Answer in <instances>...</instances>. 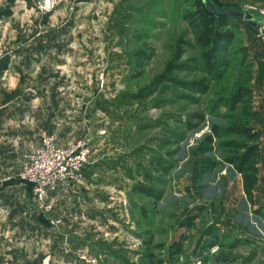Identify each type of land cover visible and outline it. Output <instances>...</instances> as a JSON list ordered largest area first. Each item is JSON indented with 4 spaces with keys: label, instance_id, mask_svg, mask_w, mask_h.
Segmentation results:
<instances>
[{
    "label": "rangeland",
    "instance_id": "1",
    "mask_svg": "<svg viewBox=\"0 0 264 264\" xmlns=\"http://www.w3.org/2000/svg\"><path fill=\"white\" fill-rule=\"evenodd\" d=\"M190 1L0 0L2 59L48 65L47 92L67 108L59 145L84 141L91 149L83 180L52 198L53 210L32 200L27 218L19 202L10 217L0 202V264H249L264 255V204L254 210L240 189L241 164H233L249 151L242 164L249 178L262 161L264 55L245 46L258 39L240 21L224 74L209 79L183 20ZM209 1L217 11L264 6ZM177 49V64L190 70L167 74ZM150 51L142 61L139 54ZM166 79H204L208 90L186 92ZM139 189L162 196L156 201ZM10 224L19 232L7 231ZM12 244L19 256L10 255Z\"/></svg>",
    "mask_w": 264,
    "mask_h": 264
},
{
    "label": "crops",
    "instance_id": "2",
    "mask_svg": "<svg viewBox=\"0 0 264 264\" xmlns=\"http://www.w3.org/2000/svg\"><path fill=\"white\" fill-rule=\"evenodd\" d=\"M252 29L256 31V29ZM239 31L242 32L243 28ZM246 35V32L242 33L243 38ZM247 41L245 39L244 42ZM245 46H249L250 52H253L255 47L259 46L262 55H264V49H262L259 42L253 43L250 40ZM253 55H249V58H251L250 63L256 66L259 61L257 58H252ZM260 61L264 62V58ZM32 63L23 65L21 62L14 61V59H8L7 69L0 71V179L16 175L23 163L24 154L38 144L39 133L47 131L56 135L57 129H60L62 124V119L66 117V102H63L60 96L52 99V96L47 92L52 86L51 75H48L50 70H47L48 65L45 64L43 69L40 70L39 66ZM57 139L61 144L62 140ZM262 151H264V147H262ZM257 170V183L251 199L254 210L259 204H264V152H262V161L258 164ZM90 176L94 177V174ZM242 188V185H240L241 190ZM30 201H32V198L29 189L19 186L14 180L0 187V202L10 217H13L15 213L19 214L20 206L17 205L21 202L27 204V218H29ZM22 210L24 211V207ZM261 216L264 218V211L261 212ZM8 226L7 231L11 234L14 231L19 232L18 224ZM25 227L26 230L24 231L27 232L33 228L30 224ZM3 228L4 225H0V229ZM226 228L231 229L230 225H226ZM240 235L242 236V234H239L235 238H240ZM258 244L257 246H259ZM16 246L14 247L13 244L9 246L10 255H13L15 251L19 256V244ZM254 257L247 263H257L259 258L264 257V255L257 252Z\"/></svg>",
    "mask_w": 264,
    "mask_h": 264
},
{
    "label": "built area",
    "instance_id": "3",
    "mask_svg": "<svg viewBox=\"0 0 264 264\" xmlns=\"http://www.w3.org/2000/svg\"><path fill=\"white\" fill-rule=\"evenodd\" d=\"M249 11L259 19L256 35L264 49V6ZM90 153L91 149L84 141L60 146L55 134L41 131L38 144L24 154L20 170L12 177L0 179V187L11 180L16 181L19 186L29 189L34 205L49 212L54 207L52 198L83 180V170L90 162Z\"/></svg>",
    "mask_w": 264,
    "mask_h": 264
},
{
    "label": "trees",
    "instance_id": "4",
    "mask_svg": "<svg viewBox=\"0 0 264 264\" xmlns=\"http://www.w3.org/2000/svg\"><path fill=\"white\" fill-rule=\"evenodd\" d=\"M209 1V0H208ZM191 8L189 11L184 13L183 20L187 24L189 28H191L194 32V44L197 48H199L202 52L200 53V59L202 61V68L201 70L204 72L206 76L209 77L211 80H216L218 78L222 77V74H224L226 68H227V62L224 61L225 55L228 53L227 50L230 47V44L235 39V27L238 26V23L243 20H235L230 19L228 17L220 16L215 17L211 13H209L204 5L201 3L200 0H191ZM213 9L218 12H225L230 10H220L217 11L212 2L209 1ZM244 22V21H243ZM246 23V22H245ZM247 24V23H246ZM248 25V24H247ZM185 44V43H182ZM187 45V44H185ZM152 52L150 51L149 55H145L144 53H140L139 57L142 61H147L151 59ZM182 50L177 49V52L174 56L175 63H172L167 68V74H172L174 72H185L190 70V67L187 63H178L180 62L182 57ZM8 64V59H2L0 61V71L6 70ZM140 68L141 63L138 65ZM167 81H170V79H166ZM175 85L180 86L183 90L186 92H191L194 94L203 95L207 93L208 86L206 85V81L204 79L191 82V83H183V82H177V81H170ZM245 96H248L245 95ZM244 96V97H245ZM232 101H235L233 99ZM243 102V101H242ZM201 120L203 117H199ZM213 135L216 136L217 134V128L212 127ZM208 144H212V137H209L207 139ZM210 151V149H208ZM246 153V155L242 158H240L238 161L233 162V164H241L239 167L237 166V170L240 172V174L243 176V192L248 199L251 200L252 193L255 188V184L257 182L256 173L257 171H252L253 175L252 177H246L244 174L246 172V169L242 167V164L244 166H247V162L249 159H247V156L249 155ZM213 164H210L212 166ZM206 168H209L207 166ZM139 192L146 194L149 198H152L156 201H158L162 193L161 192H153L151 190L146 189H139ZM179 249V246L175 247V253H177V250ZM154 264V263H152ZM156 264H162L161 262H157ZM201 264H207L206 261H203Z\"/></svg>",
    "mask_w": 264,
    "mask_h": 264
},
{
    "label": "water",
    "instance_id": "5",
    "mask_svg": "<svg viewBox=\"0 0 264 264\" xmlns=\"http://www.w3.org/2000/svg\"><path fill=\"white\" fill-rule=\"evenodd\" d=\"M200 1L204 5L206 10L215 17L224 16V17H228L230 19L243 20L252 28H254L256 30L258 29V19L249 10H243L240 12L225 11V12L218 13L213 9V7L211 6V4L209 3L208 0H200ZM66 243L69 245L74 244V240L73 239H67Z\"/></svg>",
    "mask_w": 264,
    "mask_h": 264
}]
</instances>
